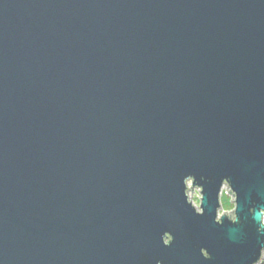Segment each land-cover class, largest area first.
<instances>
[{"label":"water","instance_id":"water-1","mask_svg":"<svg viewBox=\"0 0 264 264\" xmlns=\"http://www.w3.org/2000/svg\"><path fill=\"white\" fill-rule=\"evenodd\" d=\"M253 205L264 0H0V264H248Z\"/></svg>","mask_w":264,"mask_h":264},{"label":"clouds","instance_id":"clouds-1","mask_svg":"<svg viewBox=\"0 0 264 264\" xmlns=\"http://www.w3.org/2000/svg\"><path fill=\"white\" fill-rule=\"evenodd\" d=\"M201 179H204L201 177ZM223 183V187L219 192V207L215 209L214 214V223L217 225H223L225 219L229 221L233 225L241 224V219L238 215V192L234 189L232 182L229 177L225 176L222 178L220 184ZM192 180H187V185H191ZM232 186V195L228 194L229 186ZM202 189L197 188L196 195L192 196L189 192L187 194L186 203L194 209V212L197 215H204L205 209L202 206V196H201ZM185 197V196H184ZM260 208V214L258 217V225L256 227V232L258 233L257 242H256V249L253 250L252 256L255 257L248 261V264H264V205H253L248 209L249 215H251L255 221V209ZM174 240L173 235L171 234L170 237H165L162 235L161 241L164 246H170ZM258 250V254H257ZM200 254L205 259H211V254L206 248H200ZM156 264H163L162 261L157 260Z\"/></svg>","mask_w":264,"mask_h":264},{"label":"rangeland","instance_id":"rangeland-1","mask_svg":"<svg viewBox=\"0 0 264 264\" xmlns=\"http://www.w3.org/2000/svg\"><path fill=\"white\" fill-rule=\"evenodd\" d=\"M196 190H197V189H194V190L189 191V192L191 193L192 196H195V195H196ZM189 192H188V193H189ZM228 194L231 195V194H230V191H228Z\"/></svg>","mask_w":264,"mask_h":264}]
</instances>
